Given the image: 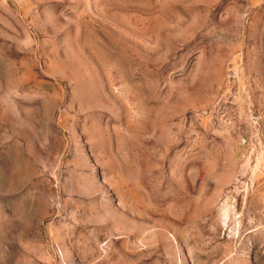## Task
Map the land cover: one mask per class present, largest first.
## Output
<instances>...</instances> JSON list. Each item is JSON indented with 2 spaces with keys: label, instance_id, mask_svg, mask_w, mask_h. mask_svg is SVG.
Listing matches in <instances>:
<instances>
[{
  "label": "rangeland",
  "instance_id": "1",
  "mask_svg": "<svg viewBox=\"0 0 264 264\" xmlns=\"http://www.w3.org/2000/svg\"><path fill=\"white\" fill-rule=\"evenodd\" d=\"M0 264H264V0H0Z\"/></svg>",
  "mask_w": 264,
  "mask_h": 264
}]
</instances>
